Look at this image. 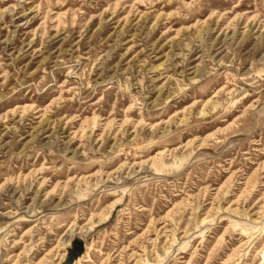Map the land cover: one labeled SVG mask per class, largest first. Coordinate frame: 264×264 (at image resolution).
Instances as JSON below:
<instances>
[{"label": "rangeland", "instance_id": "obj_1", "mask_svg": "<svg viewBox=\"0 0 264 264\" xmlns=\"http://www.w3.org/2000/svg\"><path fill=\"white\" fill-rule=\"evenodd\" d=\"M0 264H264V0H0Z\"/></svg>", "mask_w": 264, "mask_h": 264}]
</instances>
